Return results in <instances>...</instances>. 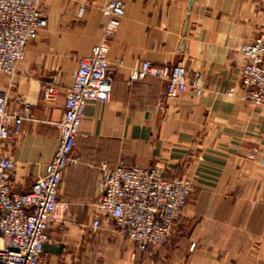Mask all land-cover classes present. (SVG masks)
Wrapping results in <instances>:
<instances>
[{
    "label": "crops",
    "instance_id": "1",
    "mask_svg": "<svg viewBox=\"0 0 264 264\" xmlns=\"http://www.w3.org/2000/svg\"><path fill=\"white\" fill-rule=\"evenodd\" d=\"M108 1L42 0L47 25L14 81L0 72L9 108L31 104L28 133L4 147L17 163L12 181L20 191L43 175L57 150L73 73L102 39ZM125 1L109 53L112 97L87 104L74 150L79 162L64 173L45 256L66 264H264V106L243 98L240 51L264 31V0ZM144 60L184 64L191 79L201 78L202 94L190 89L168 99L166 81L133 76ZM52 81L61 93L46 101ZM102 160L160 164L168 177L193 180L172 239L152 257L134 259L133 241L114 222L94 227Z\"/></svg>",
    "mask_w": 264,
    "mask_h": 264
},
{
    "label": "built area",
    "instance_id": "2",
    "mask_svg": "<svg viewBox=\"0 0 264 264\" xmlns=\"http://www.w3.org/2000/svg\"><path fill=\"white\" fill-rule=\"evenodd\" d=\"M106 16L102 39L89 54L79 57L73 83L65 97V110L58 125L60 141L45 171L26 191L12 181L17 163L4 154L11 138L28 133L25 121L32 120L31 104L11 110L9 97L0 94V264H66L53 262L44 254L50 240L49 228L59 210V195L66 169L79 162L74 156L89 101H108L113 92V64L109 58L111 40L126 12L125 0H110L102 7ZM47 25L42 0H0V72L12 77L25 58L28 46ZM246 61L241 69L245 98L264 106V31L241 47ZM153 75L167 82V97L175 99L193 89L202 94L201 78L191 79L182 63L156 65L144 60L133 76ZM60 87L49 82L43 90L46 101H56ZM102 194L95 203L98 216L94 227L104 218L135 245L132 254L152 257L168 244L176 221L194 191L193 180L185 175L168 177L164 166L128 165L125 161L100 163Z\"/></svg>",
    "mask_w": 264,
    "mask_h": 264
},
{
    "label": "rangeland",
    "instance_id": "3",
    "mask_svg": "<svg viewBox=\"0 0 264 264\" xmlns=\"http://www.w3.org/2000/svg\"><path fill=\"white\" fill-rule=\"evenodd\" d=\"M261 33H262V32H261ZM261 33H260V34H261ZM260 34H259V35H260ZM259 35H258V36H259ZM258 36H257V37H258ZM241 47H242V46H241ZM241 47H240V51H241ZM242 53H243V52H242ZM244 56H245V55H244ZM241 81H242V79H241ZM242 84H243V83H242ZM244 87H245V86H244ZM202 89L204 90V87H203V86H202ZM245 89H246V88H245ZM245 94H246V92H245ZM245 94L243 95L244 100L249 101L248 99L245 98ZM249 102H251V101H249ZM252 103H253V102H252ZM254 104H256V103H254ZM257 105H259V104H257ZM257 152H258V148H257V147H254V148L249 152V157H250V158L255 157L256 154H257Z\"/></svg>",
    "mask_w": 264,
    "mask_h": 264
},
{
    "label": "water",
    "instance_id": "4",
    "mask_svg": "<svg viewBox=\"0 0 264 264\" xmlns=\"http://www.w3.org/2000/svg\"><path fill=\"white\" fill-rule=\"evenodd\" d=\"M47 245L50 246V247L52 246L50 243L46 242V243L44 244V249H46ZM59 248L61 249V247H59Z\"/></svg>",
    "mask_w": 264,
    "mask_h": 264
}]
</instances>
